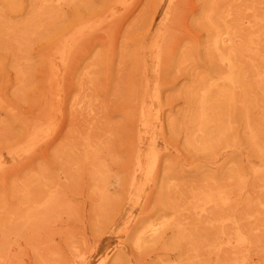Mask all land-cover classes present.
Returning <instances> with one entry per match:
<instances>
[{
  "label": "rangeland",
  "instance_id": "1",
  "mask_svg": "<svg viewBox=\"0 0 264 264\" xmlns=\"http://www.w3.org/2000/svg\"><path fill=\"white\" fill-rule=\"evenodd\" d=\"M0 264H264V0H0Z\"/></svg>",
  "mask_w": 264,
  "mask_h": 264
}]
</instances>
